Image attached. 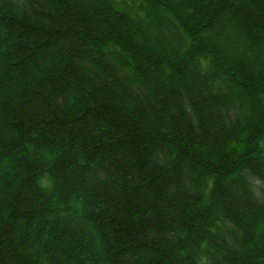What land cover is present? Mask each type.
<instances>
[{"label": "trees", "instance_id": "obj_1", "mask_svg": "<svg viewBox=\"0 0 264 264\" xmlns=\"http://www.w3.org/2000/svg\"><path fill=\"white\" fill-rule=\"evenodd\" d=\"M263 139L264 0H0V264H264Z\"/></svg>", "mask_w": 264, "mask_h": 264}, {"label": "rangeland", "instance_id": "obj_2", "mask_svg": "<svg viewBox=\"0 0 264 264\" xmlns=\"http://www.w3.org/2000/svg\"><path fill=\"white\" fill-rule=\"evenodd\" d=\"M264 140V139H263ZM262 144H263V147H264V141L262 142ZM42 180H43V178L41 179V182H42Z\"/></svg>", "mask_w": 264, "mask_h": 264}]
</instances>
